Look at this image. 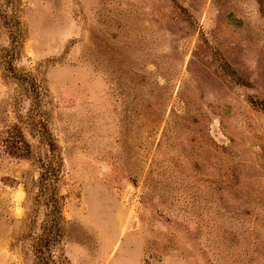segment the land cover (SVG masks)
I'll use <instances>...</instances> for the list:
<instances>
[{"label": "rangeland", "instance_id": "1", "mask_svg": "<svg viewBox=\"0 0 264 264\" xmlns=\"http://www.w3.org/2000/svg\"><path fill=\"white\" fill-rule=\"evenodd\" d=\"M3 6L25 39L7 70L0 26V264H38L30 183L49 153L27 74L61 154L63 264H264V0Z\"/></svg>", "mask_w": 264, "mask_h": 264}, {"label": "trees", "instance_id": "2", "mask_svg": "<svg viewBox=\"0 0 264 264\" xmlns=\"http://www.w3.org/2000/svg\"><path fill=\"white\" fill-rule=\"evenodd\" d=\"M9 1L11 3L14 2V0ZM6 8V6L0 8V26L7 29L10 47L5 52L3 58H5L6 69L14 71V68H12L13 54L16 48L24 41L25 30L23 29L16 7L9 11H6ZM14 77L19 78L20 76ZM24 80L31 87L36 97L38 110L32 116V120L38 137L48 146L49 153L46 157L38 154L34 156L39 167V176L37 180H32L30 183V185H32L30 191L34 192L35 205L38 207H33L31 213H29V220L31 222L29 233L32 236V249L38 264H63L60 257H56L53 253V248L55 247L54 242H56L57 236L59 237L61 234L59 219L63 217V202L59 189L61 177L63 176L60 164L61 154L58 145L48 130L44 114L41 112L44 89L40 83L36 82V80L28 74L24 75ZM15 130L16 129H14V131ZM9 143L11 154L22 158L31 157L33 153L31 145L25 140L22 132H14ZM40 206H44L47 214L43 224V231L37 236L34 235L32 229L37 220Z\"/></svg>", "mask_w": 264, "mask_h": 264}]
</instances>
